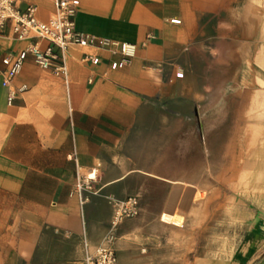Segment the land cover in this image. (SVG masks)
Segmentation results:
<instances>
[{
  "label": "crops",
  "instance_id": "0c3cea01",
  "mask_svg": "<svg viewBox=\"0 0 264 264\" xmlns=\"http://www.w3.org/2000/svg\"><path fill=\"white\" fill-rule=\"evenodd\" d=\"M56 1L22 7L36 5L47 20ZM77 12L80 31L135 43L138 54L110 71L107 51L73 46L67 76L29 57L15 81L28 90L8 105L1 59L26 42L0 34V264H79L84 239L99 245L110 232L120 264H162L147 246L164 224L192 220L185 211L208 190L212 170L224 194V163L213 169L210 150L221 159L229 150L226 182L258 206L261 235L237 245L233 264H264V195L252 194L264 188L256 183L264 172V0H80ZM90 52L103 63L83 61ZM78 165L99 166L97 193L84 205L74 192ZM241 173L251 174L248 189ZM132 195L141 214L113 233L110 199ZM177 213L183 225L163 221ZM51 229L75 243L73 254L48 248Z\"/></svg>",
  "mask_w": 264,
  "mask_h": 264
},
{
  "label": "built area",
  "instance_id": "2783aa9c",
  "mask_svg": "<svg viewBox=\"0 0 264 264\" xmlns=\"http://www.w3.org/2000/svg\"><path fill=\"white\" fill-rule=\"evenodd\" d=\"M24 1L26 0H0V34L7 35L8 33L13 39L26 42L24 48L19 50L8 49L1 59L4 65L2 85L7 90L8 105L13 104L21 94L28 90L26 84L16 86L15 81L29 57L40 68L56 75L67 76L66 60L73 46L107 51L110 55L108 63L110 71L122 70L138 54L139 48L135 43L98 37L80 31L76 26L80 0H57L55 13L47 20L39 17L36 5L27 3L22 7ZM170 22L180 23V20L171 18ZM82 60L94 65L103 63L101 56L93 52L85 53ZM98 170L99 166L78 165L74 192L80 196L81 205L86 204L90 196L97 193ZM110 203L114 208L112 219L114 228H117L127 217L138 215L141 209L138 196H129L125 200L111 198ZM171 217L174 221L171 219H163V221L180 225L185 223L184 216L180 213ZM113 241L111 232L105 237L104 243L99 245L93 246L90 241L84 239L83 259L79 264H120Z\"/></svg>",
  "mask_w": 264,
  "mask_h": 264
},
{
  "label": "rangeland",
  "instance_id": "374dc122",
  "mask_svg": "<svg viewBox=\"0 0 264 264\" xmlns=\"http://www.w3.org/2000/svg\"><path fill=\"white\" fill-rule=\"evenodd\" d=\"M224 129H228L227 125ZM223 140H220L221 144ZM217 152L218 150H210L209 156H211L210 161L213 169L215 163H220L221 161L224 163V194L218 195L216 193L214 187L216 172L212 170L213 175H211L212 178H209L208 190L203 193L199 192L192 202L191 210L185 211L187 216L193 212L192 220H188L184 227L164 224L165 227L163 229L167 230L163 233V236L156 240L153 239L150 244L151 248L147 246V249L157 252L154 257L156 260L162 259V264H179L178 261L183 262L182 264H188V261H193L194 259L197 261L196 264H205V261L208 264H233L235 253L238 252L237 245L242 243V241L258 239L257 236L261 235L254 232L256 227L254 213L258 206L252 204L253 202L248 204L249 194L243 193L237 187V191L234 193V188L231 187L229 182H226L228 178L231 179L232 172L228 167L232 155H230L228 150L223 155V159H221ZM229 209L231 210L230 212ZM141 211L142 209H140L138 215L127 217V219L140 216ZM127 219H124L117 228L113 227L111 220L110 231L116 232ZM155 229L151 228V230ZM176 229L181 231L177 234L170 232ZM217 236L226 238L227 249L221 252L218 257H214L213 253L219 250L224 243V240L213 243L214 238ZM60 237V234L54 233L51 229L43 237V242L47 243L46 245L54 254L58 255L60 253L62 255L64 253L70 256L75 252V243L65 245L63 241L59 240Z\"/></svg>",
  "mask_w": 264,
  "mask_h": 264
},
{
  "label": "clouds",
  "instance_id": "9594fccd",
  "mask_svg": "<svg viewBox=\"0 0 264 264\" xmlns=\"http://www.w3.org/2000/svg\"><path fill=\"white\" fill-rule=\"evenodd\" d=\"M260 118L264 119V104L261 105L260 110H259ZM245 189H248L250 184H251V174L250 173H241V179L239 181ZM264 182V172H261L257 175L256 177V183H262ZM256 193H260L261 195H264V188H254L252 189V194L255 195ZM231 210L229 209V212ZM219 240H224V243L221 245L220 249L217 250L216 252L213 253L214 257H218L221 252L226 251L227 249V240L224 237H215L213 240V243L219 241Z\"/></svg>",
  "mask_w": 264,
  "mask_h": 264
},
{
  "label": "snow or ice",
  "instance_id": "6c2138e0",
  "mask_svg": "<svg viewBox=\"0 0 264 264\" xmlns=\"http://www.w3.org/2000/svg\"><path fill=\"white\" fill-rule=\"evenodd\" d=\"M165 219H167V217H165Z\"/></svg>",
  "mask_w": 264,
  "mask_h": 264
}]
</instances>
